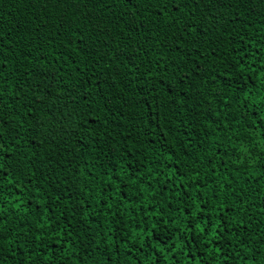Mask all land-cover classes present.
Listing matches in <instances>:
<instances>
[{
    "label": "trees",
    "instance_id": "obj_1",
    "mask_svg": "<svg viewBox=\"0 0 264 264\" xmlns=\"http://www.w3.org/2000/svg\"><path fill=\"white\" fill-rule=\"evenodd\" d=\"M0 121V264H264V0H0Z\"/></svg>",
    "mask_w": 264,
    "mask_h": 264
},
{
    "label": "snow or ice",
    "instance_id": "obj_2",
    "mask_svg": "<svg viewBox=\"0 0 264 264\" xmlns=\"http://www.w3.org/2000/svg\"><path fill=\"white\" fill-rule=\"evenodd\" d=\"M184 2V0H180V3L182 4ZM167 3L168 4H173V3H176V0H167ZM177 10H179V5L177 6ZM247 85H245L246 87ZM0 123H2V121H0ZM2 138V137H0Z\"/></svg>",
    "mask_w": 264,
    "mask_h": 264
}]
</instances>
